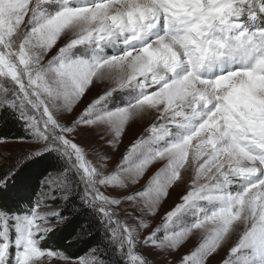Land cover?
<instances>
[{
  "label": "rangeland",
  "instance_id": "1",
  "mask_svg": "<svg viewBox=\"0 0 264 264\" xmlns=\"http://www.w3.org/2000/svg\"><path fill=\"white\" fill-rule=\"evenodd\" d=\"M253 1L0 0V109L13 108L27 134L0 137L11 204L0 208V239L23 237L21 249L0 246V264H264V154L222 125L245 120L261 146L264 34ZM166 21L165 32L149 30ZM202 57L222 75L202 79L191 68ZM229 64L243 67L224 73ZM48 150L65 167L20 218L13 208L33 196L10 181ZM75 191L104 217L109 260L42 246Z\"/></svg>",
  "mask_w": 264,
  "mask_h": 264
},
{
  "label": "trees",
  "instance_id": "2",
  "mask_svg": "<svg viewBox=\"0 0 264 264\" xmlns=\"http://www.w3.org/2000/svg\"><path fill=\"white\" fill-rule=\"evenodd\" d=\"M0 137L9 139L27 137L26 129L13 108L0 109ZM62 159L54 150L38 154L20 166L21 168L14 172L15 176L13 174L14 178L10 182L33 196V192L36 193V190L42 187L41 182L47 175L64 169L65 163ZM11 166L7 168H13ZM3 177L4 172H0V208L7 210L11 204L3 202L5 196H2L1 192L10 185L2 181ZM34 196L28 198L23 204L15 206L14 212L18 215L27 214L28 210L24 208V205L30 204ZM58 217L61 222L47 232L46 241L42 243V246L50 251L60 252L68 259H78L88 251L94 250L101 260H109L112 245L104 231V217L87 196L77 191L66 195L61 202Z\"/></svg>",
  "mask_w": 264,
  "mask_h": 264
},
{
  "label": "bare ground",
  "instance_id": "3",
  "mask_svg": "<svg viewBox=\"0 0 264 264\" xmlns=\"http://www.w3.org/2000/svg\"><path fill=\"white\" fill-rule=\"evenodd\" d=\"M137 5H140V6H142V7H145L146 5H148V2H149V0H133ZM132 2V1H131ZM135 3H133V4H135ZM141 8V7H140ZM162 41V40H161ZM167 43V42H166ZM159 44V43H158ZM168 45V44H167ZM170 47V46H169ZM169 49V48H168ZM171 49H173V48H171ZM164 51V50H163ZM168 59V58H167ZM174 59V58H173ZM160 66V65H159ZM163 67V66H162ZM49 74V73H48ZM49 76V75H48ZM190 77V76H189ZM193 78V77H192ZM190 79V78H189ZM190 82H191V80H190Z\"/></svg>",
  "mask_w": 264,
  "mask_h": 264
}]
</instances>
